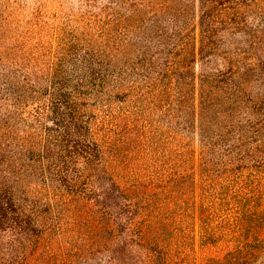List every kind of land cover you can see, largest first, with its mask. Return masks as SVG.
Returning <instances> with one entry per match:
<instances>
[{
  "label": "trees",
  "instance_id": "obj_1",
  "mask_svg": "<svg viewBox=\"0 0 264 264\" xmlns=\"http://www.w3.org/2000/svg\"><path fill=\"white\" fill-rule=\"evenodd\" d=\"M83 3L0 0V264H264V8Z\"/></svg>",
  "mask_w": 264,
  "mask_h": 264
},
{
  "label": "rangeland",
  "instance_id": "obj_2",
  "mask_svg": "<svg viewBox=\"0 0 264 264\" xmlns=\"http://www.w3.org/2000/svg\"><path fill=\"white\" fill-rule=\"evenodd\" d=\"M83 1L84 0H52V1L47 0V2H49L48 11H51L52 13H56V16H57L55 20L50 19L49 22L58 23V21L60 20L64 21V17L66 16H75L78 13L83 12L85 10ZM52 2H55V4H51ZM97 2L102 3V2H105V0H97ZM258 3L264 8V0H258ZM57 4H60V5L58 6ZM207 254L208 253L205 251L197 250L196 256H195L196 258L195 264H200L202 259Z\"/></svg>",
  "mask_w": 264,
  "mask_h": 264
}]
</instances>
